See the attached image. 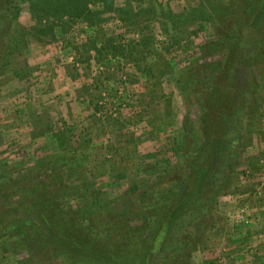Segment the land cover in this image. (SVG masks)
<instances>
[{"label": "rangeland", "instance_id": "obj_1", "mask_svg": "<svg viewBox=\"0 0 264 264\" xmlns=\"http://www.w3.org/2000/svg\"><path fill=\"white\" fill-rule=\"evenodd\" d=\"M11 1L0 264H264V0ZM98 192L119 237L73 217Z\"/></svg>", "mask_w": 264, "mask_h": 264}, {"label": "trees", "instance_id": "obj_2", "mask_svg": "<svg viewBox=\"0 0 264 264\" xmlns=\"http://www.w3.org/2000/svg\"><path fill=\"white\" fill-rule=\"evenodd\" d=\"M48 3L49 4H53V2H51V1H49ZM34 4L32 5V7H33L35 13H37L38 16L40 15L39 18L41 20H42V18H47L49 22L53 21L51 18H58V16L60 14H62L63 12H67V11H69L71 9L70 7H68V4H66V5L62 4V5H59L58 7L55 6V4H53V5H51L52 8H53V11H48V9L44 10L45 8L38 7L36 4L35 5ZM79 4L83 5V7L82 8H76L74 13H72V12L68 13V15L71 16V18H73V19L83 18L86 21L90 20L92 17L97 18L96 17L97 15H95V14H97L96 12H95V14H91L92 11H90V9H88V7H87V9H84L86 4H87L86 1H83V2H81ZM4 8L5 9H9L10 11L12 9H14L16 13H17V11L20 10L18 2L16 0H12L10 3H7L4 6ZM128 13H129L128 15H130L131 12L128 11ZM14 14L15 13H13V12H12V14L9 13L8 16L6 17V20L10 21ZM169 16L173 17V15H169ZM175 24H176V22H175ZM207 135H208L207 137L209 139L212 138L208 133H207ZM58 139H59L61 144L65 143L64 136L58 135ZM214 140L215 139H213L211 141L213 142ZM192 152L197 154L198 150L194 149ZM77 154H79V153H75V155H72V157L69 159V161L73 162L70 166H68L70 170H77L78 169L76 166H74V162L77 161V159L74 158V156H76ZM202 155L204 156V158H206L205 156H207V153L203 152ZM207 159H208V157H207ZM84 197H85V195H84ZM91 203H92V205L87 207V208H84L83 205L80 208L75 207L74 211L76 212V216L73 215V217L76 218L77 220L79 219L80 222L82 221L81 224L84 225V222H83L84 220H81L83 218V216H87V217L89 216V217L93 218V214H95V211L97 210V212L99 214H101V216L98 217V218L95 217L94 219H99V220L102 221V222L98 221L97 225H96L97 232L100 233V236H99V238L101 239L100 241L103 240L105 235L109 236V235L113 234V237L115 238L116 237V233H117V236L119 237V230L117 229L118 224L112 222L114 220L118 221L117 216L110 217V215H108L106 213L105 207L108 204V202L104 200L102 193L101 192L92 193V201H91ZM101 208L103 209L102 210L103 213L99 212L101 210ZM68 212L73 213L72 211H68ZM89 220L91 221L90 218H89ZM87 228L88 227H86V229ZM82 229H83L82 226L78 225L77 228H76V232H81ZM65 232H66V228L65 229L64 228L63 229H54L53 230V234L54 235H58L59 234V236H62ZM113 232H115V233H113ZM78 246L79 247L83 246L86 250H87V247H88V245L85 243V241H79ZM89 246L90 247L92 246L91 242H90ZM97 247L95 249H93V256L90 258V260H88L87 258H84L85 259L84 262H86V263L90 262L92 264H110L108 261H106L105 263H102V261H100V258L97 257V255H100V252H96L97 251ZM115 249H118V248H115ZM115 249H114V252H116V254H119V252L117 250H115ZM127 264H138V261H137L136 258L132 257V259ZM140 264H142V263H140Z\"/></svg>", "mask_w": 264, "mask_h": 264}]
</instances>
